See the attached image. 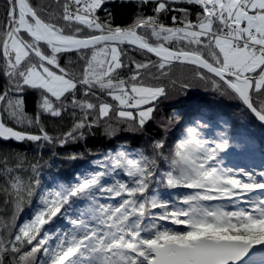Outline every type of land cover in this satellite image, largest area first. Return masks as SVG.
Segmentation results:
<instances>
[{"label":"snow or ice","instance_id":"6c2138e0","mask_svg":"<svg viewBox=\"0 0 264 264\" xmlns=\"http://www.w3.org/2000/svg\"><path fill=\"white\" fill-rule=\"evenodd\" d=\"M107 4L4 0L5 142L34 143L33 152L67 147L101 123L114 136L118 126L106 123L113 115L143 133L170 86L192 87L172 76L177 62L264 126V0H134L127 23H117ZM137 50L142 58L132 55ZM29 95L37 97L33 112ZM173 116L184 125L177 136L165 129L148 138L150 147L124 141L99 151L68 180L54 174L45 183L42 156L24 164L26 153L0 147L5 202L14 208L0 217V264H264V162L232 166L251 138L203 115ZM48 121H66L67 130ZM86 151L64 158L78 161ZM12 155L19 166L10 165ZM25 169L31 176H22ZM33 186L36 207L19 222ZM54 217L61 224L46 229Z\"/></svg>","mask_w":264,"mask_h":264},{"label":"trees","instance_id":"16d2710c","mask_svg":"<svg viewBox=\"0 0 264 264\" xmlns=\"http://www.w3.org/2000/svg\"><path fill=\"white\" fill-rule=\"evenodd\" d=\"M40 6L52 5L58 7L61 0H30ZM134 0H108L107 6L110 10H113L117 23H127L131 17L133 9L131 4ZM123 5H128L127 7ZM51 10V9H50ZM197 10L194 7V11ZM4 14V0H0V20L3 19ZM103 16V11L100 12ZM164 20H168L169 17H162ZM150 39H152L150 37ZM133 56L142 58L139 50L132 53ZM78 65L76 68L78 70ZM134 67V66H133ZM124 74V73H122ZM172 76L177 81H191L192 87L188 89H181L180 84L169 87V95L165 97L159 104V107L155 111V119H153L148 126L144 129L143 133L134 132L127 128V125L117 120L113 115L107 124H114L118 126L116 134L109 135L105 131V123H101L99 126L93 128L90 135L86 140L69 141L67 147L56 146L54 148L47 147L45 150H37L33 152L35 147L34 143L19 142V141H7L0 138V147L8 149L10 148L13 153H26L27 160L23 161L24 164L31 162L33 157H43L42 164V176L41 179L47 183L48 180L55 174L60 179H71L73 171L82 167V161H87L95 158L94 154L103 151L107 148H113L115 150L124 141L130 142L133 148H146L150 147L149 137H155L157 134L163 135L165 129L168 130V135L177 136L184 127L179 121H176L173 112L179 114L185 121L203 115L208 122L212 125H219V121L225 122L231 125L232 134L240 137L251 138V143L254 144L256 151L261 154V159L264 158L262 151H264V126L259 124L252 114L246 110L239 101L232 100L228 97L221 96L218 92L209 86H206L204 82L193 79V69L190 65L184 63H175L172 67ZM4 83L3 76H0V86ZM2 90V87H0ZM26 111L33 112L35 95L27 96ZM50 129L55 127L57 130H67L65 127L66 121H48ZM85 157L78 161H71L64 156L72 151L80 152L85 151ZM10 165L19 166L22 162L14 155L9 157ZM55 160V163H52ZM0 167H3L2 160H0ZM50 169V170H49ZM22 176H31V170L25 169L22 171ZM34 179V177H33ZM6 177L0 173V217L5 219L11 218L13 215V205L5 202L4 186ZM50 186V185H49ZM38 190L33 186V190L30 196H25L22 207L19 209L16 216L17 221L23 222L25 218L30 215L32 209L36 206L38 201ZM62 218L54 217L52 221L47 222L45 228L54 229V227L61 223ZM2 231V230H0Z\"/></svg>","mask_w":264,"mask_h":264},{"label":"rangeland","instance_id":"374dc122","mask_svg":"<svg viewBox=\"0 0 264 264\" xmlns=\"http://www.w3.org/2000/svg\"><path fill=\"white\" fill-rule=\"evenodd\" d=\"M221 122L222 121H219V125H214V126H218L222 130L223 129V124ZM260 155L261 154H259L256 151V149L254 147V144L251 143L248 150H246L244 152H240L238 150L237 153L235 155H233V157H232V166L239 165L240 167H245V166L251 165V166L255 167L256 165H259L262 162H264V158L261 159ZM34 208L32 209L30 215L32 214ZM30 215H28V217H30ZM65 223H66V221H65ZM60 224L61 223L57 224L56 226H59Z\"/></svg>","mask_w":264,"mask_h":264},{"label":"water","instance_id":"95a60500","mask_svg":"<svg viewBox=\"0 0 264 264\" xmlns=\"http://www.w3.org/2000/svg\"><path fill=\"white\" fill-rule=\"evenodd\" d=\"M153 56H154V54H153ZM177 63H179V62H177ZM253 116V115H252ZM254 117V116H253ZM257 121V120H256ZM258 122V121H257ZM259 124H260V122H258Z\"/></svg>","mask_w":264,"mask_h":264}]
</instances>
